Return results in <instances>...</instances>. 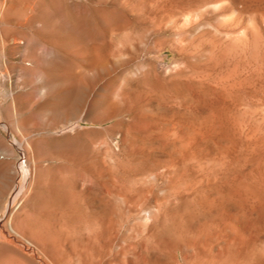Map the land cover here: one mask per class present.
Here are the masks:
<instances>
[{
	"label": "rangeland",
	"instance_id": "374dc122",
	"mask_svg": "<svg viewBox=\"0 0 264 264\" xmlns=\"http://www.w3.org/2000/svg\"><path fill=\"white\" fill-rule=\"evenodd\" d=\"M0 264H264V0H0Z\"/></svg>",
	"mask_w": 264,
	"mask_h": 264
},
{
	"label": "bare ground",
	"instance_id": "6f19581e",
	"mask_svg": "<svg viewBox=\"0 0 264 264\" xmlns=\"http://www.w3.org/2000/svg\"><path fill=\"white\" fill-rule=\"evenodd\" d=\"M4 6H5V5H4ZM10 6H11V5H9L8 8H9ZM238 11H239V10H238ZM238 11H237V12H238ZM237 14H238V13H237ZM234 16H235V15H234ZM239 16H240V15H239ZM239 16H238V17H239ZM228 20H229V19H228ZM254 20H255V19H254ZM231 21H232V20H231ZM232 23H233V22H232ZM252 25H253V24H252ZM243 30H244V29H243ZM247 32H248V31H247ZM256 79H257V78H256ZM19 188H20L19 186H16V187H15L14 194L17 193V192H19ZM4 210H5V209H4ZM4 210H3V211H4ZM5 211H6V210H5ZM5 211H4V212H5Z\"/></svg>",
	"mask_w": 264,
	"mask_h": 264
}]
</instances>
